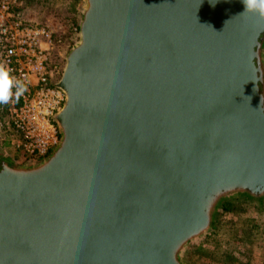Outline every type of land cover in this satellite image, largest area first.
Here are the masks:
<instances>
[{
    "label": "water",
    "instance_id": "water-1",
    "mask_svg": "<svg viewBox=\"0 0 264 264\" xmlns=\"http://www.w3.org/2000/svg\"><path fill=\"white\" fill-rule=\"evenodd\" d=\"M58 139L0 160V264H184L264 198V19L242 0H79Z\"/></svg>",
    "mask_w": 264,
    "mask_h": 264
},
{
    "label": "built area",
    "instance_id": "built-area-1",
    "mask_svg": "<svg viewBox=\"0 0 264 264\" xmlns=\"http://www.w3.org/2000/svg\"><path fill=\"white\" fill-rule=\"evenodd\" d=\"M15 1L0 0V65L11 68L28 91L19 102L7 104L10 143L22 161L39 160L51 153L58 139L52 115L64 100L55 86L62 63L55 60L53 47L58 39L47 26L11 17Z\"/></svg>",
    "mask_w": 264,
    "mask_h": 264
},
{
    "label": "rangeland",
    "instance_id": "rangeland-1",
    "mask_svg": "<svg viewBox=\"0 0 264 264\" xmlns=\"http://www.w3.org/2000/svg\"><path fill=\"white\" fill-rule=\"evenodd\" d=\"M79 6V0H20L18 13L23 21L45 25L52 31L53 37L58 39L53 47L55 60L62 63L66 51L77 39ZM262 39V50L264 51V37ZM4 113L0 106V122L2 119L7 121ZM6 139L10 142L11 134L8 135L6 125L4 128L0 126V156L12 162L20 161V157L14 155V152L10 150L11 147H8L11 143L6 144ZM15 151L17 154H21L18 150ZM262 200L264 201V198L260 199V202L254 199L249 201L250 203H244V205L243 203L234 204L236 207L247 209L243 213L231 214L223 218L221 214L218 215V221L221 220L224 231H227L223 235L219 232L218 246L220 248L214 249L211 243L205 242L207 234L187 247L183 253V263L209 264L210 260H214V264H218L217 262L220 261L229 263L231 258L222 252L231 250L234 251V254H236L235 252L244 254L246 259L251 261V264H264V203ZM253 205L255 207L252 209ZM247 219L250 220V223ZM256 220L261 221L260 225L254 222ZM237 246H240L241 249L236 251Z\"/></svg>",
    "mask_w": 264,
    "mask_h": 264
},
{
    "label": "trees",
    "instance_id": "trees-1",
    "mask_svg": "<svg viewBox=\"0 0 264 264\" xmlns=\"http://www.w3.org/2000/svg\"><path fill=\"white\" fill-rule=\"evenodd\" d=\"M20 5V0H16L15 3L12 5L11 7V17H13L14 19H17L19 17V13H18V9L20 8L19 7ZM23 21V19H21ZM24 23L26 24H30V25H38V24H35V23H27L26 21H23ZM2 110L5 112L4 115L5 117L7 118V121L5 120H1L0 122V126L1 128H4V126L6 125L7 128H8V135L10 136V134L12 135V132H11V129L9 127V123H8V109H7V105H0ZM9 140L6 139V144H9ZM8 147H11L10 150H12V152H14V155H18L20 156V154H17L16 151L12 148V145H8ZM259 200L260 202V199L259 197H253V198H249V197H246V196H239L237 198L234 199H229V200H222L221 202H218L216 204V211L214 212V217L212 220L209 221V227H210V233L207 235L206 239H205V242L207 243H211L213 248L214 249H218L220 248V246H218V241H219V236L220 233L223 235V234H226L227 231H224L223 227H222V223H221V220L218 221V218L217 216L221 214V217H225V216H228V215H231V214H240V213H243L245 211H247V209H244V208H240V207H236L234 204H242L244 205V203H248L249 201H253V200ZM250 203V202H249ZM242 205V206H243ZM253 207H255V205L252 206V209ZM255 213V211H254ZM224 214V216H223ZM247 221L250 223V220L247 219ZM253 221V219H252ZM256 222L257 225H260V220H256L254 221ZM220 232V233H219ZM247 232V231H246ZM227 252V253H226ZM234 252V251H233ZM231 250H225L223 251L222 253L228 255L231 259H230V264H249L248 259H246V256L244 254H238V255H241V256H237L238 258H235L234 255H237V254H234ZM243 257H245V259H243ZM243 259V260H241ZM253 264V263H252ZM256 264V263H255Z\"/></svg>",
    "mask_w": 264,
    "mask_h": 264
},
{
    "label": "clouds",
    "instance_id": "clouds-1",
    "mask_svg": "<svg viewBox=\"0 0 264 264\" xmlns=\"http://www.w3.org/2000/svg\"><path fill=\"white\" fill-rule=\"evenodd\" d=\"M244 13L264 19V0H242ZM28 91L25 82L12 75L9 67L0 65V105H7L13 101L19 102L20 98Z\"/></svg>",
    "mask_w": 264,
    "mask_h": 264
},
{
    "label": "crops",
    "instance_id": "crops-1",
    "mask_svg": "<svg viewBox=\"0 0 264 264\" xmlns=\"http://www.w3.org/2000/svg\"><path fill=\"white\" fill-rule=\"evenodd\" d=\"M262 203H264L263 200H262ZM256 216H257V215H256ZM237 244H238V243H237ZM237 244H236V245H237ZM239 249H241V247H240V246H237V248H236L235 250L237 251V250H239ZM226 253H227V252H226ZM235 253H236L237 255H234V257H235V258H238V257H237V256H239L238 253H237V252H235ZM247 262H249V264H251V261H250V260H248ZM217 263H218V264H230V262H229V263H223L222 261L217 262ZM209 264H214V260H210V261H209ZM257 264H259V263H257Z\"/></svg>",
    "mask_w": 264,
    "mask_h": 264
},
{
    "label": "flooded vegetation",
    "instance_id": "flooded-vegetation-1",
    "mask_svg": "<svg viewBox=\"0 0 264 264\" xmlns=\"http://www.w3.org/2000/svg\"><path fill=\"white\" fill-rule=\"evenodd\" d=\"M261 46L263 47V40H262V44H261ZM1 159H3V158L0 156V160H1Z\"/></svg>",
    "mask_w": 264,
    "mask_h": 264
}]
</instances>
